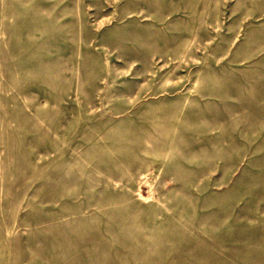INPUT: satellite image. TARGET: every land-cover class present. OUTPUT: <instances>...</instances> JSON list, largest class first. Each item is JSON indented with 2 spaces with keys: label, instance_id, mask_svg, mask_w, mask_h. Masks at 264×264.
Listing matches in <instances>:
<instances>
[{
  "label": "rangeland",
  "instance_id": "rangeland-1",
  "mask_svg": "<svg viewBox=\"0 0 264 264\" xmlns=\"http://www.w3.org/2000/svg\"><path fill=\"white\" fill-rule=\"evenodd\" d=\"M0 264H264V0H0Z\"/></svg>",
  "mask_w": 264,
  "mask_h": 264
}]
</instances>
